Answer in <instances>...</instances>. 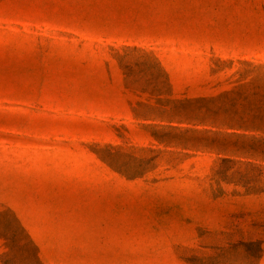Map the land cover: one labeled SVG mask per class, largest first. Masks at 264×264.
<instances>
[{"label": "rangeland", "instance_id": "1", "mask_svg": "<svg viewBox=\"0 0 264 264\" xmlns=\"http://www.w3.org/2000/svg\"><path fill=\"white\" fill-rule=\"evenodd\" d=\"M0 264H264V0H0Z\"/></svg>", "mask_w": 264, "mask_h": 264}]
</instances>
